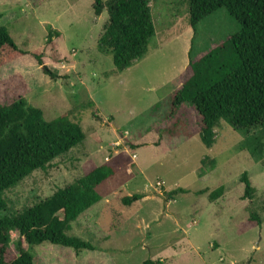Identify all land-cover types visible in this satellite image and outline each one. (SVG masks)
Returning <instances> with one entry per match:
<instances>
[{"label": "rangeland", "instance_id": "obj_1", "mask_svg": "<svg viewBox=\"0 0 264 264\" xmlns=\"http://www.w3.org/2000/svg\"><path fill=\"white\" fill-rule=\"evenodd\" d=\"M149 2L155 35L148 51L118 71L112 56L97 49L108 14L97 15L93 0H0V27L27 52L0 66V102L23 96L46 120L67 113L85 133L46 169L5 191L8 212L20 213L74 182L89 160L100 165L125 152L134 162L101 183V201L72 223L69 234L94 249L24 242L34 264H264V127L239 132L221 120L207 147L193 106L171 114V94L190 75L191 43L193 53L204 52L240 25L221 8L194 33L187 0ZM34 52L56 78L43 73ZM243 172L254 187L260 225L249 220ZM220 186L222 195L211 201L208 194ZM135 193L143 197L130 206L121 202ZM18 240L13 231L10 258Z\"/></svg>", "mask_w": 264, "mask_h": 264}, {"label": "trees", "instance_id": "obj_2", "mask_svg": "<svg viewBox=\"0 0 264 264\" xmlns=\"http://www.w3.org/2000/svg\"><path fill=\"white\" fill-rule=\"evenodd\" d=\"M187 3L194 33L203 19L221 8L239 23L240 30L204 52L193 53L191 43L187 69L190 75L171 94V114L183 105L193 106L201 116L199 138L207 147L213 144L214 128L221 120L239 132L264 127V0ZM92 7L97 15L107 11L108 20L97 49L112 56L116 70L123 71L146 55L149 40L155 35L149 0H93ZM52 36L49 32L47 42ZM26 53L9 30L1 26L0 66ZM33 56L38 65H43L41 54L34 52ZM42 71L52 79L57 77L45 65ZM84 139L82 127L67 113L46 120L43 110L30 106L23 96L0 102V264H34L35 258L24 242L30 247L49 242L75 252L94 249L89 241L70 235L69 231L80 214L101 201L100 184L133 165L129 154L120 152L100 165L89 160L81 177L20 213H9L4 198L5 191L35 170L46 169L52 160ZM240 179L244 184L243 198L248 199L249 220L260 225L253 202L254 187L246 172ZM223 190L220 186L211 191L209 199L216 200ZM142 197L135 193L122 197L121 202L130 206ZM13 231H18L20 240L13 243L15 254L10 258ZM142 264L164 262L148 259Z\"/></svg>", "mask_w": 264, "mask_h": 264}, {"label": "crops", "instance_id": "obj_3", "mask_svg": "<svg viewBox=\"0 0 264 264\" xmlns=\"http://www.w3.org/2000/svg\"><path fill=\"white\" fill-rule=\"evenodd\" d=\"M149 4H150V2H149ZM151 7V6H150Z\"/></svg>", "mask_w": 264, "mask_h": 264}]
</instances>
